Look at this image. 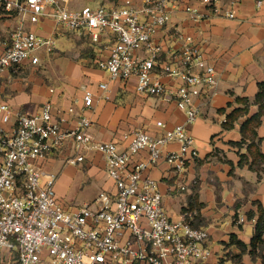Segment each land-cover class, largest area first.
I'll return each instance as SVG.
<instances>
[{
	"label": "built area",
	"instance_id": "obj_1",
	"mask_svg": "<svg viewBox=\"0 0 264 264\" xmlns=\"http://www.w3.org/2000/svg\"><path fill=\"white\" fill-rule=\"evenodd\" d=\"M202 2L208 11L186 4L190 19L199 22L221 13L218 0ZM0 3L23 18L50 17L93 42L105 33L115 36L108 56L96 61L108 77L98 83L97 91L85 89L79 111L77 104L61 109L51 101L36 112L0 102V264H197L210 257L209 231L193 225V213L171 218L158 182L149 173L165 159L177 175L180 192L198 184L187 178L188 166L199 154L190 132L201 112L195 99L203 88L212 89L219 82L215 66L192 34L174 28L171 37L181 42L178 50L156 38L171 22L180 0H124L81 8H72L71 0ZM256 3L261 7L264 0ZM224 15L235 18V11ZM56 49V37L19 26L2 41L0 76L26 61L40 65L42 55ZM165 76L176 84H166ZM131 78L136 79L138 93L175 103L184 119L162 133H125V149L115 141H96L91 128L97 121L86 112L97 100L111 99L112 82L128 83ZM66 114L76 115L73 126L63 125ZM156 124L166 128L164 121ZM70 141L71 164L84 162L90 151L103 155L114 192L101 191L92 202L69 208L56 196L58 173L46 170L42 162ZM171 143L178 148L168 150ZM144 150L148 158H136Z\"/></svg>",
	"mask_w": 264,
	"mask_h": 264
},
{
	"label": "crops",
	"instance_id": "obj_2",
	"mask_svg": "<svg viewBox=\"0 0 264 264\" xmlns=\"http://www.w3.org/2000/svg\"><path fill=\"white\" fill-rule=\"evenodd\" d=\"M73 1L72 8H81L121 4L124 0ZM186 4L208 11L202 0H180L171 22L156 38L168 48L178 50L181 42L171 37L174 28L192 34L218 75V84L212 89L203 88L195 99L201 112L190 126L199 154L188 166L187 178L189 182L197 179L198 184L180 192L177 175L165 159L149 173L158 182L171 218L180 220L184 213H193V225L209 231L212 254L197 264H264V241L254 249L251 245L260 216L259 205L264 207V159L254 161L248 149L249 139L241 147L233 144L242 141L243 124L251 117L260 116L261 123L252 128L261 139L259 150L264 153V99L257 100L260 84L264 83V4L258 7L256 0H218L221 13L211 14L210 18L199 22L189 18ZM231 9L235 11V18L224 15ZM35 17L36 22H31L29 14L23 18L15 11H7L0 3V50L2 41L22 25L40 36H54L57 40L56 51L51 55L43 54L40 65L32 66L26 61L1 74L0 102L36 112L44 102L51 101L61 109L77 104L79 111L85 89L97 91L98 83L106 78L107 74L96 61L108 56L115 36L109 32L98 42L70 40L64 33L69 31L52 18ZM38 68L44 70L46 81L30 79L29 85V70ZM163 81L168 85L176 84L166 76ZM135 85V78L128 83L112 82L111 99L97 100L94 109L86 112L97 121L91 128L96 141H115L120 149H125L128 144L123 139L125 133L135 129L162 133L184 119V113L175 103L140 94ZM65 116L68 120L63 124L65 127L76 123V115ZM159 120L166 123V128L157 126ZM177 148V143L168 145V150ZM73 153L70 141L60 152L42 162L46 170L58 173L55 194L66 207L81 205L74 204L81 194L88 196L84 204L92 202L101 191H115L100 152H88L85 161L79 164L68 162ZM148 154L144 150L136 158L147 159ZM242 154L247 157L241 160ZM240 241L247 245L245 250Z\"/></svg>",
	"mask_w": 264,
	"mask_h": 264
},
{
	"label": "trees",
	"instance_id": "obj_3",
	"mask_svg": "<svg viewBox=\"0 0 264 264\" xmlns=\"http://www.w3.org/2000/svg\"><path fill=\"white\" fill-rule=\"evenodd\" d=\"M260 88H261V92H259L258 96H257V100L259 102H261L262 99H264V83L260 84ZM262 107V104H261ZM261 123V118L260 116H254L249 118L244 124H243V128H242V132H243V139L241 142L239 143H233L235 145L238 146H242L244 143L247 142V140H251V143L248 145V149L249 152L253 154L254 157V161L256 159H264V153H262L259 150V141L261 139L258 138L257 136V132L255 129L252 128L253 127H257L259 124ZM247 155L246 154H242L241 155V160L246 158ZM252 167V165H251ZM259 212H260V216L257 222V230H256V234L252 239V248H256L259 243L264 241L263 235H264V207L262 205H259ZM239 244L241 245V247L245 250L247 245L240 241Z\"/></svg>",
	"mask_w": 264,
	"mask_h": 264
},
{
	"label": "rangeland",
	"instance_id": "obj_4",
	"mask_svg": "<svg viewBox=\"0 0 264 264\" xmlns=\"http://www.w3.org/2000/svg\"><path fill=\"white\" fill-rule=\"evenodd\" d=\"M71 1H73V0H71ZM76 0H74L73 1V3L75 2ZM36 17L35 16H33V15H31V14H29V21H31V22H36ZM65 34H66V36H67V38L68 39H70V40H76L77 41V38H80V39H89V40H91L92 41V39L89 37V36H80V35H78V34H75V33H71V32H68V33H66V32H64ZM75 41V42H76ZM77 44V43H76ZM44 70L43 69H41V68H38V69H34L33 71L31 70H29V85H30V79H33V80H36V79H44L45 81H46V79L44 78V76H45V74H44V72H43ZM108 77V75H106V78ZM105 78V79H106ZM52 90H54V89H52ZM86 198H88V196L86 195V194H81V195H79L78 196V199L76 200V202L74 203V204H83V202H85L86 200H88V199H86ZM62 200V199H61ZM63 201V200H62Z\"/></svg>",
	"mask_w": 264,
	"mask_h": 264
}]
</instances>
